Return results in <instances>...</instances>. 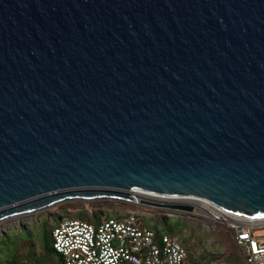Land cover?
<instances>
[{
  "label": "water",
  "instance_id": "95a60500",
  "mask_svg": "<svg viewBox=\"0 0 264 264\" xmlns=\"http://www.w3.org/2000/svg\"><path fill=\"white\" fill-rule=\"evenodd\" d=\"M143 191L264 218V0H0V222Z\"/></svg>",
  "mask_w": 264,
  "mask_h": 264
},
{
  "label": "built area",
  "instance_id": "2783aa9c",
  "mask_svg": "<svg viewBox=\"0 0 264 264\" xmlns=\"http://www.w3.org/2000/svg\"><path fill=\"white\" fill-rule=\"evenodd\" d=\"M141 193L164 204L188 206L182 201L202 204L207 211L201 209L203 214L199 216L207 223L223 224L230 229L244 264H264V233H255L256 229L264 230V218H239L196 197ZM161 210L175 217L181 213L198 216L176 208ZM146 218L145 213L131 207L122 218H101L98 224L63 219L53 229V248L64 264H188L187 252L181 244L167 235L157 237L145 226Z\"/></svg>",
  "mask_w": 264,
  "mask_h": 264
},
{
  "label": "rangeland",
  "instance_id": "374dc122",
  "mask_svg": "<svg viewBox=\"0 0 264 264\" xmlns=\"http://www.w3.org/2000/svg\"><path fill=\"white\" fill-rule=\"evenodd\" d=\"M131 207H134L140 213H145L147 216L145 222H148L149 225L156 224L159 229H163L168 222L172 223L174 220L179 219L181 230L176 232L174 238L180 241L185 248L188 256L187 261L189 260L188 264L190 259H200L201 257L203 258L202 264H235L237 258L240 259V264H244L241 250L235 245L230 229L223 224L207 223L199 215L181 213L177 218L170 216L171 213L167 211L150 209L140 205H127L111 200L89 203L68 201L36 214L0 222V230H5L7 233L4 235H9V243L13 250L9 260L15 264H26V256L31 255V257H37L40 264L50 263L49 256L44 253L39 240L41 224L44 218L48 219L47 225L49 228L56 216L64 215L62 219L76 218V213L79 210H82L86 216H89L93 209L98 212L101 210L109 213L117 211L120 214H126ZM65 210L68 211L69 216H67ZM165 218H169L170 221L165 223ZM255 233L262 234L264 230L256 229ZM45 237L41 233L43 241ZM5 248L6 244L2 247L0 246L2 256L5 253ZM28 264L32 263L29 262Z\"/></svg>",
  "mask_w": 264,
  "mask_h": 264
},
{
  "label": "trees",
  "instance_id": "16d2710c",
  "mask_svg": "<svg viewBox=\"0 0 264 264\" xmlns=\"http://www.w3.org/2000/svg\"><path fill=\"white\" fill-rule=\"evenodd\" d=\"M66 212H67V216H69L68 211H66ZM110 213L102 211V210L98 212L95 209H93L91 214L89 216H86L82 210H79L76 213V216H75L76 218H69V219H71V220L78 219V220L85 221V222H88L91 224H98L101 218L120 219L124 216V214H120L117 211H113L111 214ZM63 216L64 215L56 216L53 219V223L51 224V227H49V228L47 225L48 219L44 218L42 220V224H41L42 228H41V231L39 233V240H40V244L42 246L44 253L47 256H49V259H50L49 264H64L61 255L59 253H57L53 248V238H52L53 229L59 224V222L61 221ZM67 216H65V217H67ZM65 219H68V218H65ZM165 219H166L165 223L167 221H170L169 218H165ZM145 226L148 227L149 229L153 230L157 237L167 235L171 238H174V235L176 234V232H179L181 230V223H180L179 219L174 220L172 223L168 222L167 225H165V227L163 229H159L157 227L158 225H156V224H150L149 225L148 222H145ZM6 233L7 232H5V230H0V246L2 247L4 244H6V248L4 249V252H5L4 255L2 256L0 253V264H15L11 260H9L13 250H12L11 244L9 243V235L8 236L4 235ZM41 233H43L44 236H46L44 241L41 239ZM174 239H176V238H174ZM178 242L180 243V241H178ZM180 244L183 247L182 243H180ZM187 259H188V256H187ZM188 261H187V263H188ZM202 261H203L202 257L200 259H198V258H196L194 260L190 259L189 264H202L203 263ZM27 262L28 263L31 262L32 264H40L38 262V258L34 257V256L31 257V255L26 256V264H28ZM235 264H240L239 258L236 259Z\"/></svg>",
  "mask_w": 264,
  "mask_h": 264
},
{
  "label": "bare ground",
  "instance_id": "6f19581e",
  "mask_svg": "<svg viewBox=\"0 0 264 264\" xmlns=\"http://www.w3.org/2000/svg\"><path fill=\"white\" fill-rule=\"evenodd\" d=\"M136 197L134 199V201L136 202H139V199H146V200H150V201H160V200H157L156 198L152 197V196H146V195H143L142 193H136ZM168 201V200H167ZM161 202H166V201H161ZM179 202V201H177ZM184 203H187V205L191 206V210L187 211V210H184V212H188V213H194L196 215H201L203 214V212L201 211V209H205V211H207V209L200 203H196V202H188V201H182ZM190 203V204H189ZM207 213V212H206Z\"/></svg>",
  "mask_w": 264,
  "mask_h": 264
},
{
  "label": "flooded vegetation",
  "instance_id": "af4514ba",
  "mask_svg": "<svg viewBox=\"0 0 264 264\" xmlns=\"http://www.w3.org/2000/svg\"><path fill=\"white\" fill-rule=\"evenodd\" d=\"M100 201H104V200H100Z\"/></svg>",
  "mask_w": 264,
  "mask_h": 264
}]
</instances>
